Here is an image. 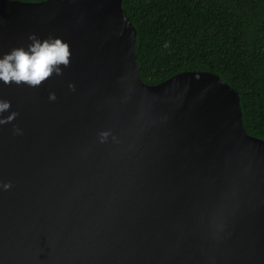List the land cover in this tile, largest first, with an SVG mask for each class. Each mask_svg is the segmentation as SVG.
Instances as JSON below:
<instances>
[{
	"label": "water",
	"instance_id": "95a60500",
	"mask_svg": "<svg viewBox=\"0 0 264 264\" xmlns=\"http://www.w3.org/2000/svg\"><path fill=\"white\" fill-rule=\"evenodd\" d=\"M30 34L71 56L39 87L0 82L18 113L0 125V264H264V137L234 85L144 81L123 0H0V55Z\"/></svg>",
	"mask_w": 264,
	"mask_h": 264
},
{
	"label": "trees",
	"instance_id": "16d2710c",
	"mask_svg": "<svg viewBox=\"0 0 264 264\" xmlns=\"http://www.w3.org/2000/svg\"><path fill=\"white\" fill-rule=\"evenodd\" d=\"M144 81L212 70L242 95L249 133L264 137V0H123ZM167 43V47L164 45Z\"/></svg>",
	"mask_w": 264,
	"mask_h": 264
},
{
	"label": "clouds",
	"instance_id": "9594fccd",
	"mask_svg": "<svg viewBox=\"0 0 264 264\" xmlns=\"http://www.w3.org/2000/svg\"><path fill=\"white\" fill-rule=\"evenodd\" d=\"M28 40L30 43L26 46L12 48L0 55V82L3 84L39 87L50 76L62 75L63 70L68 67L71 52L67 41L51 35L40 38L35 34H30ZM164 46L167 47V43ZM48 99L54 101L55 93L50 92ZM10 108L11 102L0 98V125L11 123L18 115L15 111L9 112ZM5 112L9 114L5 116ZM12 134L22 135V129L13 125ZM109 135V131L98 134L101 142ZM11 187V181H0V191H7Z\"/></svg>",
	"mask_w": 264,
	"mask_h": 264
}]
</instances>
